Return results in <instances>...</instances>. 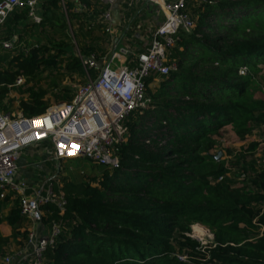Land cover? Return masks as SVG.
<instances>
[{
    "label": "trees",
    "instance_id": "1",
    "mask_svg": "<svg viewBox=\"0 0 264 264\" xmlns=\"http://www.w3.org/2000/svg\"><path fill=\"white\" fill-rule=\"evenodd\" d=\"M39 2L40 25L17 9L0 28L1 44L20 35L17 49L0 56V113L17 103L24 117H39L71 102L75 93L61 82L86 84L75 44L100 65L113 49L100 0H78L84 8L77 12L73 1ZM183 13L192 27L180 28L168 51L176 70L145 78L148 103L123 121L127 136L114 147L119 166L100 167L101 181L63 178L65 213L43 208V224L62 228L46 264H264V97H256L264 0H187ZM20 30H36L41 39L19 49ZM19 78L24 84L16 86ZM224 129L248 141L228 165L215 159L214 135ZM2 224L24 248L30 222L20 196L0 189ZM196 225L212 242L191 236ZM11 238L0 236V244ZM5 255L3 248L0 259Z\"/></svg>",
    "mask_w": 264,
    "mask_h": 264
},
{
    "label": "built area",
    "instance_id": "2",
    "mask_svg": "<svg viewBox=\"0 0 264 264\" xmlns=\"http://www.w3.org/2000/svg\"><path fill=\"white\" fill-rule=\"evenodd\" d=\"M117 1L100 0L106 7L103 19L108 24V31L112 23V7ZM138 1L160 7L165 20L153 34L150 46L137 54L135 66H127L125 62L121 65L119 61V55L126 58L132 55L129 48L117 51L115 48L100 65L94 55L84 57L75 44L86 84L79 85L71 102L53 106L39 117L26 118L20 112L0 113V189L20 196L21 214L30 222L28 239L21 253L29 256L30 264H46L45 256L61 234V224L54 221L47 236L40 237L39 229L43 225L45 206H52L61 214L67 209L62 181L67 172L63 164L82 160L99 167L117 168L119 159L114 147L120 145L128 133L123 121L133 110L144 108L148 103L145 78L152 72L168 75L176 70L175 63H168V51L176 45L178 30L189 31L192 27L190 17L183 13L187 0ZM17 9H27L34 24L42 23L39 0H3L0 3V28ZM18 43V37L14 36L4 41L1 47L12 52ZM92 71L98 72L95 79L91 78ZM246 73V70H240V75ZM23 84L22 78L16 82V86ZM40 146H46L45 155L54 164L57 175L46 183L44 194L41 191L30 197V182H16L19 161L24 150ZM180 260L186 261V257L181 256ZM0 264H15L14 258L6 256Z\"/></svg>",
    "mask_w": 264,
    "mask_h": 264
},
{
    "label": "crops",
    "instance_id": "3",
    "mask_svg": "<svg viewBox=\"0 0 264 264\" xmlns=\"http://www.w3.org/2000/svg\"><path fill=\"white\" fill-rule=\"evenodd\" d=\"M75 3V11H81L84 7L78 6V0H69ZM172 2L175 0H167ZM165 20V15L160 7L154 4L143 3L138 0H118L112 7V23L109 29V35L113 43V49L116 51L119 48H129L132 52V56L124 57L119 55V61L125 62L127 66H135L137 54L146 50L152 41L153 34L159 28ZM31 22V20H30ZM24 27V26H22ZM23 33L22 44L19 45V49H24L27 45H31L37 42L39 38L36 30H29L27 33L20 30ZM17 37L20 35H16ZM18 37V38H19ZM19 40V39H18ZM28 43V44H27ZM1 48V42H0ZM27 50V49H26ZM134 61V62H133ZM122 63V64H123ZM46 146H40L38 148L26 149L22 153L21 164H19V173L16 178L17 181L26 180L32 185V190L28 191L30 197L34 196L37 192L44 194L46 190V183L52 181L57 175L56 168L53 163L47 160L45 155ZM38 172V173H37ZM40 175V176H39ZM10 190L6 191L8 193ZM11 203L6 207V213L10 210ZM2 237L11 238L12 228L6 224H2ZM52 227V223L43 224L39 229V236L45 237L49 233ZM5 248L6 256H12L15 264H30L28 260L29 256L23 254L22 249L17 240L10 239L7 244L2 245V249ZM3 260V257H2ZM0 259V263L2 262Z\"/></svg>",
    "mask_w": 264,
    "mask_h": 264
},
{
    "label": "rangeland",
    "instance_id": "4",
    "mask_svg": "<svg viewBox=\"0 0 264 264\" xmlns=\"http://www.w3.org/2000/svg\"><path fill=\"white\" fill-rule=\"evenodd\" d=\"M73 52H74V50L73 51L71 50V53H73ZM6 53H7V51L2 50L0 48V56H4ZM75 54H76V51H75ZM120 63L122 65L123 61H120ZM257 80L260 82V84L262 86L260 87V90H257L256 97L257 98L264 97V72L259 74V76L257 77ZM156 82H158V81H156ZM61 85L63 88H69L71 91L75 92L80 84L73 83L70 80H64L63 82H61ZM11 97L18 99V95L15 93H12ZM14 106L16 108L13 109V111L8 112V113H14V112L18 113L19 112V110H17V103ZM214 137L217 140V152H218V155L220 154V156H221L220 161L225 162V164H227V165L230 163V161L233 160L234 156L236 155V152H238L241 147H243L244 145H246L248 143V141H245V142L239 141L230 129H224L219 137H216L215 135H214ZM253 140H254V138L251 139L250 142ZM212 154H215V152H212ZM19 164H21L20 161H19ZM63 166L67 172L66 176H65V178H67V179H70L73 181H78V180H81V179L88 177V176H96L97 178H99L98 181L103 180L102 179L103 169H100V167H98V166H96V165H94L88 161H82V160L71 161L70 160V161L64 163ZM106 173L108 175H110L111 172L108 170ZM232 173L236 174V172H232ZM20 181H16V182H20ZM201 226L202 225L194 226L191 236L194 239L201 241L203 244L212 242L213 235L211 234V232L206 227H204V226L201 227ZM2 234H3V232H2V227H1L0 228V236L1 237H2ZM0 250H2L1 244H0ZM3 258H5V257H3Z\"/></svg>",
    "mask_w": 264,
    "mask_h": 264
},
{
    "label": "water",
    "instance_id": "5",
    "mask_svg": "<svg viewBox=\"0 0 264 264\" xmlns=\"http://www.w3.org/2000/svg\"><path fill=\"white\" fill-rule=\"evenodd\" d=\"M220 157H221L220 154L218 156H216V158H215L216 161H220Z\"/></svg>",
    "mask_w": 264,
    "mask_h": 264
},
{
    "label": "bare ground",
    "instance_id": "6",
    "mask_svg": "<svg viewBox=\"0 0 264 264\" xmlns=\"http://www.w3.org/2000/svg\"><path fill=\"white\" fill-rule=\"evenodd\" d=\"M202 227V226H201ZM202 229V228H201Z\"/></svg>",
    "mask_w": 264,
    "mask_h": 264
}]
</instances>
